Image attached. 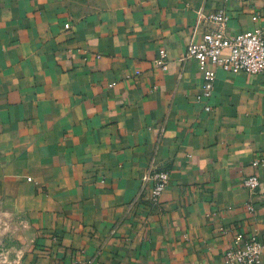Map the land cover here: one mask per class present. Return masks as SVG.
I'll return each mask as SVG.
<instances>
[{
    "label": "crops",
    "instance_id": "0c3cea01",
    "mask_svg": "<svg viewBox=\"0 0 264 264\" xmlns=\"http://www.w3.org/2000/svg\"><path fill=\"white\" fill-rule=\"evenodd\" d=\"M198 10L223 11L226 35L264 29V0H0V204L19 220L17 264H224L238 234L264 245V76L219 69L199 100L184 59ZM150 162L169 174L156 204Z\"/></svg>",
    "mask_w": 264,
    "mask_h": 264
},
{
    "label": "built area",
    "instance_id": "2783aa9c",
    "mask_svg": "<svg viewBox=\"0 0 264 264\" xmlns=\"http://www.w3.org/2000/svg\"><path fill=\"white\" fill-rule=\"evenodd\" d=\"M259 17H253L258 21ZM228 16L223 11L210 14L202 10L196 12L195 28L205 29L201 38L191 41L185 48V60L193 59L198 63L199 73L203 84L198 99L209 101L216 78V71L222 70L228 73H243L246 75L264 76V29L254 27L243 33L226 35L225 26ZM65 28H69L65 25ZM155 65L166 69V53L159 51ZM113 86V84L111 85ZM209 111L210 107L205 106ZM260 164L259 160L252 163L253 167ZM169 182V174L159 170L150 162L147 170L141 178V191L149 187V200L156 204L165 191ZM243 187L249 195H254L260 182L257 174L250 175L243 179ZM252 211V205H247ZM264 245L254 235L238 234L234 240V246L224 253V264H261V256ZM73 264H81L78 259Z\"/></svg>",
    "mask_w": 264,
    "mask_h": 264
},
{
    "label": "rangeland",
    "instance_id": "374dc122",
    "mask_svg": "<svg viewBox=\"0 0 264 264\" xmlns=\"http://www.w3.org/2000/svg\"><path fill=\"white\" fill-rule=\"evenodd\" d=\"M12 216L0 204V264H17V252L14 247L19 245V220Z\"/></svg>",
    "mask_w": 264,
    "mask_h": 264
}]
</instances>
